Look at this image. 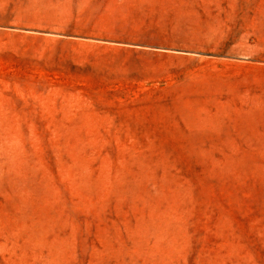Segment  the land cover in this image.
<instances>
[{
    "label": "rangeland",
    "instance_id": "rangeland-1",
    "mask_svg": "<svg viewBox=\"0 0 264 264\" xmlns=\"http://www.w3.org/2000/svg\"><path fill=\"white\" fill-rule=\"evenodd\" d=\"M0 264H264V0H0Z\"/></svg>",
    "mask_w": 264,
    "mask_h": 264
}]
</instances>
